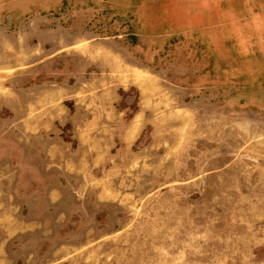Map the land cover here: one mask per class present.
Wrapping results in <instances>:
<instances>
[{
	"label": "rangeland",
	"instance_id": "rangeland-1",
	"mask_svg": "<svg viewBox=\"0 0 264 264\" xmlns=\"http://www.w3.org/2000/svg\"><path fill=\"white\" fill-rule=\"evenodd\" d=\"M0 264H264V0H0Z\"/></svg>",
	"mask_w": 264,
	"mask_h": 264
},
{
	"label": "crops",
	"instance_id": "crops-1",
	"mask_svg": "<svg viewBox=\"0 0 264 264\" xmlns=\"http://www.w3.org/2000/svg\"><path fill=\"white\" fill-rule=\"evenodd\" d=\"M117 70H118V65H117ZM118 119V118H117ZM91 124H99V123H97V122H93V123H91Z\"/></svg>",
	"mask_w": 264,
	"mask_h": 264
}]
</instances>
